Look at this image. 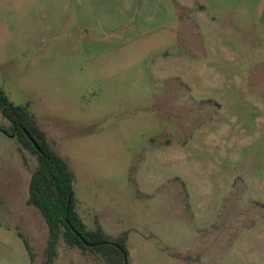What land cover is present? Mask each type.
Masks as SVG:
<instances>
[{"label": "rangeland", "instance_id": "1", "mask_svg": "<svg viewBox=\"0 0 264 264\" xmlns=\"http://www.w3.org/2000/svg\"><path fill=\"white\" fill-rule=\"evenodd\" d=\"M0 90L130 264H264V0H0ZM36 167L0 131V264H44Z\"/></svg>", "mask_w": 264, "mask_h": 264}, {"label": "trees", "instance_id": "2", "mask_svg": "<svg viewBox=\"0 0 264 264\" xmlns=\"http://www.w3.org/2000/svg\"><path fill=\"white\" fill-rule=\"evenodd\" d=\"M28 108L13 104L0 90V113L10 123L9 126L0 125V131L16 138L21 150H27L37 158V167L29 185L28 205L37 208L47 224L44 264L55 263L62 239L71 248L100 255L107 264H130L126 237L109 235L98 223L94 230L87 228L77 211L78 201L73 191L74 174L70 164L55 150ZM19 236L23 238L21 234ZM23 240L33 264L32 247L26 239ZM84 241L91 246H86Z\"/></svg>", "mask_w": 264, "mask_h": 264}, {"label": "water", "instance_id": "3", "mask_svg": "<svg viewBox=\"0 0 264 264\" xmlns=\"http://www.w3.org/2000/svg\"><path fill=\"white\" fill-rule=\"evenodd\" d=\"M28 137H29V139L32 141V143L34 144V146H35L38 150H40L39 146H38L37 143L34 141V139H33L31 136H29V135H28ZM84 244H85L86 246H91V244L88 243V242H86V241H84Z\"/></svg>", "mask_w": 264, "mask_h": 264}]
</instances>
